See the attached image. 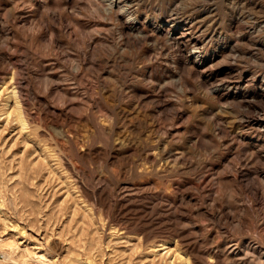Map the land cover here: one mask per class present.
I'll return each instance as SVG.
<instances>
[{
  "label": "rangeland",
  "instance_id": "1",
  "mask_svg": "<svg viewBox=\"0 0 264 264\" xmlns=\"http://www.w3.org/2000/svg\"><path fill=\"white\" fill-rule=\"evenodd\" d=\"M121 4L0 0V264H264V0Z\"/></svg>",
  "mask_w": 264,
  "mask_h": 264
},
{
  "label": "bare ground",
  "instance_id": "2",
  "mask_svg": "<svg viewBox=\"0 0 264 264\" xmlns=\"http://www.w3.org/2000/svg\"><path fill=\"white\" fill-rule=\"evenodd\" d=\"M105 1H107L108 3H109V5L108 6H111V8L113 7V8H116V9H118V12H120L121 14H125L126 13V11L128 10V9H125L124 8V6H121L122 4H121V2H122V0H105ZM10 4V3H9ZM105 4V3H104ZM127 5V4H126ZM128 6V5H127ZM130 10V9H129ZM131 13V12H130ZM127 14V13H126ZM131 18V17H130ZM129 18V19H130ZM128 19V18H127ZM172 38H174V37H172ZM237 57V56H236ZM188 59V58H187ZM16 90V89H15ZM16 96V95H15ZM18 100V99H17ZM20 101V100H19ZM19 101H16L17 102V106H15L16 107V109H18V110H16V111H18V117H19V119L22 121V122H24L25 121V119H24V114H23V112H22V108H21V106H20V104L21 103H19ZM15 102V103H16ZM22 105V104H21ZM30 121V120H29ZM25 123H26V121H25ZM23 125H24V123H23ZM245 150V149H244ZM171 152V151H170ZM168 156V155H167ZM176 156H177V154H176ZM177 160V159H176ZM157 220V219H156ZM142 235V234H141ZM14 247V246H13ZM161 248V247H160ZM164 248V247H163ZM12 251H14V250H12ZM244 251V250H243ZM14 254V253H13ZM15 255V254H14ZM218 255V254H217ZM4 256H5V260L7 259V260H9V259H12V258H15V257H12L11 256V254L10 253H8V252H6L5 254H4ZM219 256V255H218ZM36 257H38V260H36V261H39L40 262V264H46V263H48V262H46V256L44 255V254H41L40 253V255H38V256H36ZM17 259V258H16ZM15 260V259H14ZM24 260H26V259H23L22 261H24ZM49 260V259H48ZM13 261V260H12ZM16 262H17V264H29L28 262H27V260L26 261H24L23 263H21L19 260H16ZM31 264V263H30Z\"/></svg>",
  "mask_w": 264,
  "mask_h": 264
}]
</instances>
